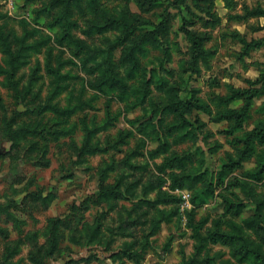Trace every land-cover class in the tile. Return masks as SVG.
<instances>
[{
  "label": "rangeland",
  "instance_id": "1",
  "mask_svg": "<svg viewBox=\"0 0 264 264\" xmlns=\"http://www.w3.org/2000/svg\"><path fill=\"white\" fill-rule=\"evenodd\" d=\"M234 1L0 0V264H251L253 251L239 260L234 243L203 240L217 229L264 252V178L246 176L256 153L227 166L264 119V92L240 128L227 114L244 101H225L260 86L264 15L235 16L264 0ZM122 16L138 25L126 40L102 28ZM181 98L209 110L181 127L168 109ZM170 160L193 187L172 183Z\"/></svg>",
  "mask_w": 264,
  "mask_h": 264
},
{
  "label": "trees",
  "instance_id": "2",
  "mask_svg": "<svg viewBox=\"0 0 264 264\" xmlns=\"http://www.w3.org/2000/svg\"><path fill=\"white\" fill-rule=\"evenodd\" d=\"M227 3L230 5V3H234L236 6V2L234 0H226ZM231 7V6H230ZM264 15V8L263 7H258L256 9H249L246 8V13L245 14H236V19L240 20H246L252 16H260ZM108 26L111 27H122L124 31H126L125 39L131 38L133 35L137 34V29L138 25L136 22H131L129 21L126 16H122L121 18H109V21L107 22V25L103 26L102 28L106 30ZM189 35V38L193 42L192 45V56L194 59V62H198L200 59L202 60H207L209 56V51H206L203 48L202 41L200 37H198L194 32H191L189 29H185ZM139 42V41H138ZM144 42V39L141 41V45L139 43L138 46L133 47L129 49L128 52V58L137 64V58L135 54V49H141L142 50V43ZM261 42V40H252L247 42V47L257 45ZM137 61V62H136ZM136 69V67H135ZM62 75L58 74L56 76V82L59 83L61 81ZM112 78V79H109ZM109 83L111 89H116L119 84L124 85L125 83L122 81V79H117L114 77V75H110L107 77L106 80H104V85L106 83ZM253 84H260L259 87H250L246 89H235L232 91L231 95H229L225 101H233L236 99H242L244 101V104L237 109H230L229 113L227 116L231 118H236V128L243 127L244 124L247 123L249 118L251 117V111L254 103V98L257 96L259 93L264 92V74L263 76H260L258 79H256L254 82L252 81ZM93 85V84H92ZM95 85V84H94ZM125 86V85H124ZM99 91H105L103 90V83L99 85L98 87ZM206 107V105L199 99L196 98L192 100L191 98H181L178 100H173L168 104V109L174 113L180 123L181 127H184L188 124V118L187 115L188 113L193 109V108H201V107ZM55 107V106H52ZM46 107L45 106H39L37 109L40 111L44 110ZM57 112H66L71 113L72 110L70 109H65L61 110L60 108H55ZM205 110H209L208 107L204 108ZM225 117V114H223ZM89 126L86 125V130L91 133V130L88 129ZM234 131L230 132L233 133ZM88 134V133H87ZM90 134L86 136V141L88 140V137ZM165 142L160 143V149H157L155 153H158L159 151H164L167 149V145ZM237 143H241L243 145V148H241L240 153L238 154V159H232L227 166H230V169H233L236 167V165H241V163L247 159L250 155H253L256 153L257 156V167L252 170V171H247L246 176L247 177H254L258 179H263L264 178V119L257 122V124L252 128V130H249L244 138H239ZM232 158V157H231ZM165 167H170L171 170V177H172V183L177 185L178 187H182L187 184L186 178L191 177L192 182L189 183L190 187H193V182L194 180L198 177L196 175L192 174H183V173H178L177 171L174 170L176 167L172 161H167L161 164L160 168L163 170ZM225 168V167H224ZM221 173V177L226 173H228L229 170L226 168L223 169ZM211 190L210 187H208V190ZM226 202L230 204L229 199H226ZM232 206V204H231ZM231 206H227L226 208L231 209ZM260 215V214H259ZM210 239L213 243H217L219 241H224L225 243L229 244H235L234 246V255H239L238 259L239 260H245L249 255L250 251H253V256H250L254 258V260L251 262V264H264V252L259 251V249L255 248L252 249L248 247V250L242 252V247L244 246V238L239 236L233 235L231 232H222L220 230H215V231H210L208 234V237L203 238V240ZM238 239L242 242L237 246ZM258 251V252H257ZM189 264V263H187Z\"/></svg>",
  "mask_w": 264,
  "mask_h": 264
}]
</instances>
